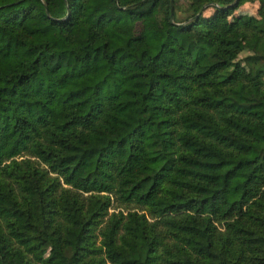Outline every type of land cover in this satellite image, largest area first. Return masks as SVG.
Returning <instances> with one entry per match:
<instances>
[{
    "label": "trees",
    "instance_id": "obj_1",
    "mask_svg": "<svg viewBox=\"0 0 264 264\" xmlns=\"http://www.w3.org/2000/svg\"><path fill=\"white\" fill-rule=\"evenodd\" d=\"M247 1L0 0V264H264Z\"/></svg>",
    "mask_w": 264,
    "mask_h": 264
},
{
    "label": "rangeland",
    "instance_id": "obj_2",
    "mask_svg": "<svg viewBox=\"0 0 264 264\" xmlns=\"http://www.w3.org/2000/svg\"><path fill=\"white\" fill-rule=\"evenodd\" d=\"M188 5H190L189 0H177L176 2V14L179 19H185L189 15L188 11ZM258 8H259V1H247L244 4H242L234 13L233 16H237L239 14H244L246 16L250 15H257L258 14ZM212 7L205 10V14H211L213 12ZM246 52L241 53V55H245ZM115 203H113V206Z\"/></svg>",
    "mask_w": 264,
    "mask_h": 264
},
{
    "label": "water",
    "instance_id": "obj_3",
    "mask_svg": "<svg viewBox=\"0 0 264 264\" xmlns=\"http://www.w3.org/2000/svg\"><path fill=\"white\" fill-rule=\"evenodd\" d=\"M171 15L173 16V5H172V11H171Z\"/></svg>",
    "mask_w": 264,
    "mask_h": 264
}]
</instances>
